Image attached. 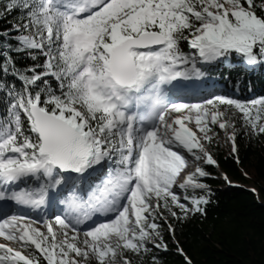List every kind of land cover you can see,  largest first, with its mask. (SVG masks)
Instances as JSON below:
<instances>
[{
	"label": "snow or ice",
	"instance_id": "6c2138e0",
	"mask_svg": "<svg viewBox=\"0 0 264 264\" xmlns=\"http://www.w3.org/2000/svg\"><path fill=\"white\" fill-rule=\"evenodd\" d=\"M15 8L27 18L23 29L29 33L16 37L17 50H39L45 60L25 72L13 66L21 89L0 83L11 98L0 120V199L39 208L48 190L62 184L61 173L82 174L104 161L110 167L87 199L73 190L60 201L66 206L63 216L41 226L24 216L0 218V237L19 245L0 243V264H41V257L46 264H87L90 258L97 264H131L124 251L148 252L149 243L166 250L156 222L163 216L161 207L177 217L173 205L187 216L203 212L201 205L208 203L203 195H185L193 206L189 209L173 190L187 166L174 149L197 160L202 158L199 150L207 163H214L201 142L211 141L210 125L233 129V151L236 134L217 105L234 107L245 128L264 134V98L176 103L163 86L203 75L198 60L209 63L233 52L249 66L264 63V15L256 11L264 12V2L9 0L6 11ZM182 40L195 52L185 53ZM11 63L6 57L0 71L7 74ZM49 76L59 82L60 94L44 79ZM38 81L44 86L33 92ZM193 122L196 131L189 126ZM207 175L197 167L178 187L206 189L198 177ZM27 177L38 186L7 194L9 185ZM96 212L114 218L96 223L81 240L79 225Z\"/></svg>",
	"mask_w": 264,
	"mask_h": 264
},
{
	"label": "trees",
	"instance_id": "16d2710c",
	"mask_svg": "<svg viewBox=\"0 0 264 264\" xmlns=\"http://www.w3.org/2000/svg\"><path fill=\"white\" fill-rule=\"evenodd\" d=\"M261 2L264 0H257V3ZM8 3L9 0H0V67L6 57L10 56L12 63L7 65V74L0 71V83L15 85L19 90L23 83L12 75L13 66L25 72L37 63L43 64L45 56L39 50H17L21 46L16 37L29 34L23 29L27 18L20 8L6 11ZM256 11L258 15H264L259 8ZM17 25L21 26L19 33L16 31ZM180 47L185 53L195 52L189 48L187 41L182 40ZM32 55L36 56L35 60ZM197 67L203 73L199 76L202 84L217 93L204 92L199 100H205V97H225L249 102L264 98V63L249 66L241 55L233 52L209 63L198 60ZM36 71L42 69L37 68ZM26 74L31 75L30 72ZM44 79L48 80L56 94H60L59 82L54 77ZM43 86V81H38L31 90L35 92ZM10 99L7 88L0 89V120L7 115ZM217 108L236 113L239 128L235 137L237 150L227 153L214 141L208 142L214 163L205 161L200 168L209 175L198 177V181L207 186L206 189H183L182 192L183 200L185 195H203L208 203L201 205L203 212L192 211L189 216H184L173 205L172 211L177 213V217H173L162 207L166 210L165 216L157 218L156 222L163 244L167 246L166 250L163 247L154 249L149 243L148 252L141 251L136 254L125 251L131 264H188L189 261L191 264H264V134H254L250 127L245 128L241 120L242 114L234 107L218 104ZM22 120L27 129V121L23 115ZM212 128L216 129L215 126ZM38 183L27 177L17 182V185L32 189ZM64 185L65 180L57 187L64 188ZM60 196L63 197V193ZM184 202L190 209L193 207L189 201ZM30 216L37 217L36 214ZM169 225L172 230H169ZM29 251L35 250L33 248ZM91 259V264H97L94 258ZM41 264H46L42 257Z\"/></svg>",
	"mask_w": 264,
	"mask_h": 264
},
{
	"label": "rangeland",
	"instance_id": "374dc122",
	"mask_svg": "<svg viewBox=\"0 0 264 264\" xmlns=\"http://www.w3.org/2000/svg\"><path fill=\"white\" fill-rule=\"evenodd\" d=\"M197 82H199V80H197ZM204 101H206V100H196L193 103H201V102L203 103ZM219 111L225 113V116L222 119L229 120L230 122L234 123V125H235V133H236L235 134V137H236V135L239 132V128H238V118L236 116V113L235 112L234 113L233 112L229 113V112H226V111H223V110H220V109H219ZM189 126L192 127L196 131L194 122L192 124H190ZM214 126L216 127V129H213L212 128ZM210 127L212 128V131H213V132H210L209 133V135L212 137L211 141H214L215 143H217L218 147H220L223 151H225L227 153H229L231 151L232 152H236V150H237L236 143H235V151H233V141L231 139H229V134H231V132L233 131V129L231 127L227 128L226 130L220 129L218 125H210ZM197 135L198 136H202L203 134H201V133H199L197 131ZM201 142L204 144V147H205L206 151L208 152V154L211 155L212 154V151L210 150L209 146L207 145V143L209 141L202 139ZM180 153H182V152H180ZM197 153H198V155H201V157H203V154L200 153L199 150L197 151ZM182 155H183V153H182ZM184 157H185L187 163L189 164V166L187 168V169H189V174L195 172L196 168L202 166V164H204V162L206 161L205 158H203L202 160L201 159L197 160L195 158V156L194 157H191L187 153H185ZM102 163H103V165H102L103 168H104V166H106L107 169H109V167H110V162L109 161H104ZM101 169H102V167H101ZM106 171L107 170H105V169L103 170L102 169L103 176H102L100 182L103 179H105V176L107 177ZM75 174H73V175H75ZM69 179L70 178L67 177V180L68 181H69ZM224 180L227 183L230 184V181L227 178H224ZM181 183H183V181L180 178H177V182H176V185H174L173 190L180 196L181 202L184 203L190 209V207L188 206V204L185 203L184 200H183V194H182L183 189H181V188L178 187V185L181 184ZM65 186L68 187V184L65 183ZM49 192L52 193V196H51V198H52L51 204L52 205L51 206L53 208V211L51 213L50 212H44V210H42V213L39 214V213L35 212L34 208H30L29 210H26L25 212H23L21 215H18V216H24L26 218H29V219H32V220H35V221H39L40 224L38 226H41L44 221H52V220H54V217L56 215H60V214H63L64 215L65 214V209H62V211L60 213L54 215L55 210L58 209V205H57V202H56L57 196L56 197H53V196L56 195V194L57 195H60V193H62V191L59 192L56 189H49ZM47 198H46V201H47ZM47 203H48V201H47ZM153 203L155 204V201ZM60 207H59V209H60ZM175 208H178V207H175ZM179 210L182 212L181 209H179ZM160 211L163 213V216L162 217H158V218H164L166 210L161 207ZM190 213H192V211H189L188 212V216L190 215ZM32 214H36L37 217H31L30 215H32ZM6 216H11V215L10 214H8V215L5 214L4 216H0V218H4ZM54 227H57V226L54 225ZM41 231H45L46 232V228L41 227ZM80 231H81L80 239L82 240L83 239V232L84 231H87V230L80 229ZM69 235H72L71 231H69ZM156 242L158 243V238H157ZM0 243L9 244L10 246H12L14 248L19 247V245L15 244L14 242L6 241L2 237H0ZM150 245L154 249H159V248H156L154 246V244H152V243H150ZM124 256H125V251H124ZM117 259L121 260V257L120 256H117ZM91 260L92 259L90 258V260L87 262V264H91Z\"/></svg>",
	"mask_w": 264,
	"mask_h": 264
},
{
	"label": "bare ground",
	"instance_id": "6f19581e",
	"mask_svg": "<svg viewBox=\"0 0 264 264\" xmlns=\"http://www.w3.org/2000/svg\"><path fill=\"white\" fill-rule=\"evenodd\" d=\"M212 94H217V93L215 91H213ZM204 99L209 100L206 97ZM176 103H180V102L176 101ZM187 103H193V101H190V102H187ZM174 150H178V151L182 152L183 156L185 155V153L189 154L187 151H184L182 148L174 149ZM189 155L191 157H194L192 154H189ZM188 166H189V164L187 163L186 170L189 171V169H187ZM69 172H66L67 174L65 173V176H64L65 183H67L70 186V187H67V189L70 190V192L75 190L77 193H80L85 199H87V195L86 194L88 192H90L93 187H95L97 184H99V182H100V180H101V178L103 176V174H102L101 170L99 169L98 165H96L94 168L88 169L86 172H84L82 174L81 173H76L75 174V172H70V173ZM73 174H75V175H73ZM67 177L70 178L69 181L67 180ZM55 189L58 191L57 188H55ZM27 208L29 210L32 207H27ZM62 209H63L62 207H60V209L58 208V210L55 211L54 215L60 213L62 211ZM34 210H35V212H37L39 214L42 213V210H44V212H45V209H42L41 207L34 208ZM60 215L63 216V214H60ZM109 218H114V214L110 215L107 218V220ZM97 223H99V222H97ZM88 226L92 227V224L88 225ZM79 227H80V225H79Z\"/></svg>",
	"mask_w": 264,
	"mask_h": 264
}]
</instances>
